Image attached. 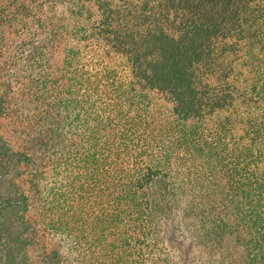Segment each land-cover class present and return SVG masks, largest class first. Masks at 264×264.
I'll use <instances>...</instances> for the list:
<instances>
[{"label":"trees","instance_id":"trees-1","mask_svg":"<svg viewBox=\"0 0 264 264\" xmlns=\"http://www.w3.org/2000/svg\"><path fill=\"white\" fill-rule=\"evenodd\" d=\"M177 220L264 264V0H0V264H178Z\"/></svg>","mask_w":264,"mask_h":264},{"label":"rangeland","instance_id":"rangeland-1","mask_svg":"<svg viewBox=\"0 0 264 264\" xmlns=\"http://www.w3.org/2000/svg\"><path fill=\"white\" fill-rule=\"evenodd\" d=\"M6 127L4 130V134L8 140H10L17 148L19 143L16 139L12 137V133L10 132L11 122L8 119L5 121ZM10 126V128L8 127ZM184 222L178 220L174 223L176 228L170 226V228H166L165 230V239L166 242L170 245V247L174 250L175 254L178 258V264H209L206 261V255L202 251L200 246H197L191 239V235L189 232L185 231V227L183 226ZM172 227V228H171ZM178 227V228H177ZM180 228H182L180 230ZM40 238L42 244L46 245L47 249H57L60 252H63V248L60 247L58 240L49 236V233H40Z\"/></svg>","mask_w":264,"mask_h":264}]
</instances>
